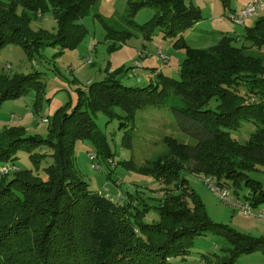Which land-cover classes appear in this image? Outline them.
Here are the masks:
<instances>
[{"label":"trees","instance_id":"obj_1","mask_svg":"<svg viewBox=\"0 0 264 264\" xmlns=\"http://www.w3.org/2000/svg\"><path fill=\"white\" fill-rule=\"evenodd\" d=\"M222 2L230 12L235 11L230 0ZM95 3L96 0H0V49L6 43L22 44L27 50L37 44L56 46L60 52L74 48L86 33L78 20L92 11ZM143 7L155 8L158 14L137 26L133 19ZM47 11H51L58 24V32L50 40L33 34L28 27L31 20ZM201 20V14L188 8L184 0L130 2L128 25L148 37L160 31L174 46L186 50L178 79L151 70L153 83L130 87L121 84L112 73L86 90H79L78 102L71 111L63 108L57 112L47 139L26 136L19 128L0 133V165L16 166L15 156L20 150L29 153L35 165L47 157L51 159V164L43 171L44 176L35 177L32 170H20L16 166L17 170L0 178V217L11 216L14 209L22 215V219L10 225L0 224V264H10L7 261L12 253L11 243L24 238L21 229H25L28 236L32 227L39 231L34 239L40 256L37 264H55L52 254L56 246L63 250L61 255L68 262L78 264L74 254L64 252L73 244L79 254L89 252L94 264H110L117 254L121 236L134 241L133 251L140 254L144 251L146 256L130 261L123 258L118 264L135 261L170 264L173 258H186L193 241L208 233L226 238L231 257L264 248V238L241 235L213 222L200 198L180 177L183 166L169 161L174 159L175 151L191 164L192 172L213 177V186L225 188L232 183L239 187L244 183L250 191L246 202L252 206L264 203V186L249 178V173L264 167V17L245 29L246 44L234 45L240 39L225 36L216 47L206 51L193 49L182 41L183 34ZM252 49L256 54H250ZM35 79L33 75L0 76V106L7 98H19L27 86H37ZM172 100L179 104H171ZM211 101L216 104L214 108L209 107ZM149 105L170 109L177 128L195 140L194 145H176L165 137L168 148L165 156L169 160L160 156L162 158L152 162L156 177L168 186L174 184L172 194L166 195L158 206L151 207L146 203L122 204L91 191L74 167L75 141H91L97 158L109 161L113 157L91 115L102 112L109 120L117 119L120 129H128V126L131 129L137 111ZM250 121L255 130L245 144H240L230 132ZM130 129L123 139L126 147L131 143ZM41 150L49 154L41 156ZM30 174L37 179L35 183H21L20 178H16ZM9 176L13 177L6 179ZM238 176L243 178L237 180ZM6 199L13 204L7 211L3 206ZM151 210H157L158 220L144 222ZM222 264L232 263L226 260Z\"/></svg>","mask_w":264,"mask_h":264},{"label":"rangeland","instance_id":"obj_2","mask_svg":"<svg viewBox=\"0 0 264 264\" xmlns=\"http://www.w3.org/2000/svg\"><path fill=\"white\" fill-rule=\"evenodd\" d=\"M132 1L140 0H96L94 9L78 20L84 26L86 33L81 43L74 48H65L60 52L52 45L37 44L27 50L22 44H4L0 49V76L14 78L33 75L36 78L35 82L38 83L35 87L27 86L19 98H7L2 102L0 133L9 128H19L26 136L47 139L53 129L57 112L63 108L65 111H71L78 102L79 90H86L91 84L104 80L112 73L122 82L121 84L130 87H145L150 82L153 83L154 75L151 74V70L178 79L182 63L186 59V50L181 46H174L172 40L164 37L160 31L148 37L136 27L128 25L127 13L129 3ZM250 1L230 0L231 8L240 11ZM260 1L264 3V0ZM184 3L202 16L199 23L183 34L182 41L193 49L211 50L225 36L239 38L240 41L234 42V45L241 46L244 42L246 44L245 29L252 27L258 18L264 17V9H259L258 14L245 19L243 25H237L229 19L230 11L224 7L222 0H184ZM157 14L155 8L143 7L137 11L133 21L137 26L143 25ZM28 27L33 34L42 36L44 40L54 39L58 32V24L51 11L31 20ZM250 52L256 54L255 49ZM165 57L166 63H164ZM89 59L90 64L87 63ZM137 64L138 71L133 69ZM171 104L179 103L172 100ZM215 105V102L211 101L209 107L214 108ZM12 115L15 117L14 121L11 120ZM91 116L97 125V132L105 136L113 153L111 159L113 164H109L101 157L91 162L89 153L96 152L93 143L81 139L75 141L74 167L78 176L88 183L91 191L114 198L115 202L122 204L146 203L151 207L158 206L166 195L172 194L174 184L168 186L157 178L153 173L152 162L162 158L160 156L167 157L165 137L171 138L169 140L176 145H194L195 140L177 128L170 109L149 105L137 111L131 129L130 126L128 129H120L117 119L109 120L102 112ZM44 120H48L49 123ZM129 129L131 143L130 147H126L123 145V139ZM254 130L255 125L251 121L245 122L237 131L230 132V135L240 144H245ZM39 153L41 156L49 154L42 150ZM174 153V159L169 160L167 157V161L169 160L170 164L177 163L183 166L184 170L180 177L186 180L189 189L200 198L213 222L241 235L264 238V219L258 216L260 212H264V203L258 206L251 205L252 215L249 216H244L239 209L233 207L235 202L244 203L246 196L250 194L244 183H240L239 187L232 183L225 188L213 186V177L192 172L191 164L177 152ZM28 155L30 154L22 150L16 153L14 163L18 169L32 170L35 177L41 174L44 176L43 171L51 164V159L47 157L35 165ZM92 163L98 165V169L91 168ZM32 174L20 175L16 178H20L21 183H35L37 179H33ZM249 175L250 179L264 186V167L257 168ZM11 177L13 176L6 179ZM242 178L238 176L236 179ZM215 189H218L217 192L213 191ZM224 191L227 192L229 204L219 198V194ZM118 195L120 198H117ZM4 204L6 211L13 206L7 199ZM21 216L20 211L17 210L15 213L14 209L11 216H4V219L0 217V224L10 225L22 219ZM156 220H158V212L151 210L144 222L153 223ZM24 227L25 225L22 228ZM20 231H23L24 238L11 243L12 253L7 263L37 264L40 256L37 254L39 248L36 247L34 239L39 231L32 227V233H28V236L25 229ZM72 240L79 242L78 239ZM73 245L69 246L71 247L69 251L64 252L74 254L78 264H94L90 261L89 252L80 251L79 254V251H74ZM133 245H135L134 241L121 236L116 249L117 254L110 264H118L120 262L118 260L123 258L130 261L146 256L144 251L143 254H140V251H133L135 247ZM230 249L225 237L208 233L193 241L186 258H173L170 264H222L226 260H230L232 264H264V248H257L250 253L235 257L228 255ZM61 252L63 250L56 246L52 254V257H55V264H72L61 255ZM149 258L154 262L152 257ZM156 263L157 261L154 262Z\"/></svg>","mask_w":264,"mask_h":264},{"label":"built area","instance_id":"obj_3","mask_svg":"<svg viewBox=\"0 0 264 264\" xmlns=\"http://www.w3.org/2000/svg\"><path fill=\"white\" fill-rule=\"evenodd\" d=\"M259 9H264V3H262L260 0H251L250 2H248L246 4V7L244 6V8L240 11H231L228 15L229 19L232 20V22H234L237 25H243L244 20L252 17L253 15L258 14V10ZM167 62V58H164V63ZM87 63H91V60H87ZM139 65L137 64L136 67H134L135 70H139ZM15 117L12 115L11 116V120L14 121ZM44 122H47V120H44ZM89 159L91 160V162H94L95 159H97V156L95 153H89ZM109 164H113V162L111 160L108 161ZM98 165H96L95 163H92V167L93 169H98ZM17 170L16 166L10 165V164H4V165H0V178H3L5 176H7L8 174H10L11 172ZM215 189L213 191L217 192ZM117 198H120L119 195L117 196ZM219 198L221 200H223L224 202L229 204V198L227 195V192L224 191L223 193L219 194ZM236 209H239L242 214L244 216H249L252 215V208L251 205L248 202H235V205L233 206ZM258 216L261 219H264V212H260L258 214Z\"/></svg>","mask_w":264,"mask_h":264},{"label":"crops","instance_id":"obj_4","mask_svg":"<svg viewBox=\"0 0 264 264\" xmlns=\"http://www.w3.org/2000/svg\"><path fill=\"white\" fill-rule=\"evenodd\" d=\"M142 69H143V68H142ZM150 69H151V68H150ZM150 72H151V74L153 73L152 71H150ZM150 72H149V73H150Z\"/></svg>","mask_w":264,"mask_h":264}]
</instances>
